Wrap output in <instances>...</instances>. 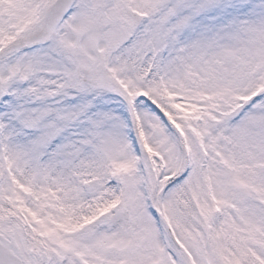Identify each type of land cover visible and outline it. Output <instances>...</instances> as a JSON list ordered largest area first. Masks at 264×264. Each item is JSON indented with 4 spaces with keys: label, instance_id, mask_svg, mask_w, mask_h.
<instances>
[{
    "label": "snow or ice",
    "instance_id": "6c2138e0",
    "mask_svg": "<svg viewBox=\"0 0 264 264\" xmlns=\"http://www.w3.org/2000/svg\"><path fill=\"white\" fill-rule=\"evenodd\" d=\"M0 264H264V0H0Z\"/></svg>",
    "mask_w": 264,
    "mask_h": 264
}]
</instances>
